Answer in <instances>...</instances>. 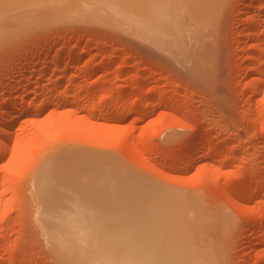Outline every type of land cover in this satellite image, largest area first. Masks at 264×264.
I'll list each match as a JSON object with an SVG mask.
<instances>
[{
    "label": "rangeland",
    "instance_id": "rangeland-1",
    "mask_svg": "<svg viewBox=\"0 0 264 264\" xmlns=\"http://www.w3.org/2000/svg\"><path fill=\"white\" fill-rule=\"evenodd\" d=\"M122 3L0 0V146L12 142L0 149V264H62L34 178L77 150L101 161L103 177L115 163L176 192L208 227L93 229L109 262L264 264V0H226L185 56L126 31Z\"/></svg>",
    "mask_w": 264,
    "mask_h": 264
},
{
    "label": "bare ground",
    "instance_id": "bare-ground-1",
    "mask_svg": "<svg viewBox=\"0 0 264 264\" xmlns=\"http://www.w3.org/2000/svg\"><path fill=\"white\" fill-rule=\"evenodd\" d=\"M101 1L103 2V0ZM116 1L123 2L122 5L125 4V9L128 8L126 10L124 8L118 10L119 13L128 10V13L126 12L128 15L124 13L127 16V21L125 20L127 23H124V21L122 23L123 27L125 24H128L130 29H133L134 34L138 33L142 37H145L144 40L147 39L148 41L149 39V41L157 45L156 47L164 49V51L166 50L167 52L170 51V53L172 55L174 54V56H185L186 53L189 52V47L187 46L188 48L186 49V47H184L186 45L184 44L189 41L188 44L190 46V42L196 46L194 47L195 50L198 48L197 46L201 43L206 28L211 26L218 13H221L222 7L224 6L226 0ZM113 2L116 3L115 1ZM250 4L251 3L248 1V3L246 2L245 6L249 7ZM115 13L116 12H114V14ZM250 20L251 24L254 25V30L251 35L253 37L258 36L261 32L260 23L262 22L260 21L262 18L260 19L258 15L255 13L252 14L250 11ZM120 26L122 25L120 24ZM128 26H126V31H128ZM193 44L191 47H193ZM257 45L256 43L253 44V48H255L253 49L254 52L256 51ZM195 50L191 49V52H195ZM257 51L259 50L257 49ZM196 53L199 55L200 52H195L194 57L196 56ZM191 55L192 54H190V56ZM192 56L191 59L193 62L194 58H192ZM180 58L181 57L178 59ZM183 58L185 60V57ZM59 61L60 60H57V63ZM197 61L199 62L198 59ZM183 63H186L185 65H187L188 62L184 61ZM190 63L191 62L188 64ZM194 65L196 68V64ZM260 65H264L263 58L260 62ZM193 69L194 68L190 67L191 72L196 70ZM36 71L37 69L34 68L30 72L34 73ZM5 105H7L9 109H13L16 107L17 101L10 99ZM128 117L129 116L125 114L121 116V120L125 121L128 119ZM1 118L3 121L7 119H5L4 116ZM7 123H9V121ZM9 126L7 125L4 131L7 132ZM11 144V140L4 138L0 149H8ZM77 151L74 152L77 154L75 158L74 153H71L74 159L63 160V158H61L62 156H60L62 159L61 160L58 159L57 156V158H55L56 160L53 158L55 161H52L53 159H51V161L47 160L48 162L45 160L43 163L44 166L41 167V171L36 173L37 175H35L34 178V183L36 185L34 187L37 188L36 196L41 205V208L39 207V214L41 217L37 218H41V222L43 223V227L46 229V232L47 230L51 231L50 233L52 236L51 238H53V244L55 243L54 241L58 243L56 244V248L54 245L52 249H56L57 252H54L56 254L58 253L61 259L63 258L62 260L65 261V264H85L84 260L87 261L86 264H97L95 258L99 256L101 257L102 264H115L109 262V257H103L104 255L100 248L105 246L95 244L96 234L94 233L93 229L208 228H205L199 222L192 223L193 221L188 219V213L184 200H182L176 192L164 189L158 185L150 186V182H147L146 179L143 180L141 177L139 178L136 175L130 173L129 170L128 172L120 168V166L117 167L118 164L116 165L114 163L115 161H109L111 164H115H112V166L110 163L107 164L106 161H104V164H107V166L110 165L112 168L109 166L111 173L107 171L109 173L107 174V177L109 178L103 177V174L101 173L103 169L100 167L101 161L97 158L96 160H94L95 158H90L91 155L89 156V153H87L89 157H86L85 154L81 155V152H79V150ZM79 153L81 157L78 155ZM83 153L84 152H82V154ZM64 155L66 158L68 153ZM97 160L100 163L97 162ZM178 161L176 164H178ZM168 162L170 163V161ZM168 162H163L162 165H168ZM113 165L116 166V168L113 167ZM105 174L104 176H106ZM111 174L113 175L111 176ZM101 184L104 185L102 186ZM99 186H102V188ZM247 191L250 190L248 189L241 194H238L241 200L243 198H247L249 195V192ZM235 199L234 201H237ZM236 203L239 204L244 213L245 207L242 205V202ZM200 219L202 218L200 217ZM205 221H203V223ZM213 226L209 229H213ZM217 229H219V226ZM108 234L109 231H105L102 234H99V236L101 239H106ZM62 260L61 262L63 264L64 262ZM116 264L126 263L119 262Z\"/></svg>",
    "mask_w": 264,
    "mask_h": 264
}]
</instances>
